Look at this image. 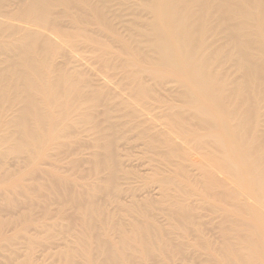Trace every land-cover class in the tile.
I'll return each mask as SVG.
<instances>
[{
  "label": "bare ground",
  "instance_id": "6f19581e",
  "mask_svg": "<svg viewBox=\"0 0 264 264\" xmlns=\"http://www.w3.org/2000/svg\"><path fill=\"white\" fill-rule=\"evenodd\" d=\"M0 264H264V0H0Z\"/></svg>",
  "mask_w": 264,
  "mask_h": 264
},
{
  "label": "rangeland",
  "instance_id": "374dc122",
  "mask_svg": "<svg viewBox=\"0 0 264 264\" xmlns=\"http://www.w3.org/2000/svg\"><path fill=\"white\" fill-rule=\"evenodd\" d=\"M138 149L139 147H122L119 150L122 159V164L118 172L119 177L122 180V184L131 186L138 196L156 197L152 190L155 183L150 184L148 180L139 182L145 176L144 174L147 172L148 166L146 160L141 158V153ZM134 175L139 176V178L134 179ZM37 214H40V212H37ZM156 221L162 224L160 220L156 219Z\"/></svg>",
  "mask_w": 264,
  "mask_h": 264
}]
</instances>
